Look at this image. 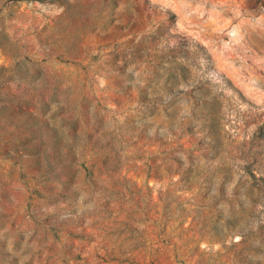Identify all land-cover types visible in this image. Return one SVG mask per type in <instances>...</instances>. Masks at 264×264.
Returning a JSON list of instances; mask_svg holds the SVG:
<instances>
[{
	"label": "rangeland",
	"instance_id": "1",
	"mask_svg": "<svg viewBox=\"0 0 264 264\" xmlns=\"http://www.w3.org/2000/svg\"><path fill=\"white\" fill-rule=\"evenodd\" d=\"M0 264H264V0H0Z\"/></svg>",
	"mask_w": 264,
	"mask_h": 264
},
{
	"label": "trees",
	"instance_id": "2",
	"mask_svg": "<svg viewBox=\"0 0 264 264\" xmlns=\"http://www.w3.org/2000/svg\"><path fill=\"white\" fill-rule=\"evenodd\" d=\"M115 163L117 162V160L115 159V161H114ZM93 166V164H90L88 167H92Z\"/></svg>",
	"mask_w": 264,
	"mask_h": 264
}]
</instances>
